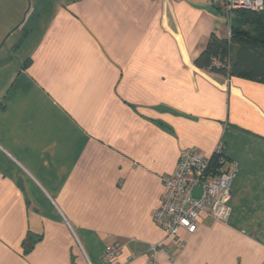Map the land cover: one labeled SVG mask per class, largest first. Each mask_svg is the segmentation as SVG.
<instances>
[{
	"label": "crops",
	"instance_id": "0c3cea01",
	"mask_svg": "<svg viewBox=\"0 0 264 264\" xmlns=\"http://www.w3.org/2000/svg\"><path fill=\"white\" fill-rule=\"evenodd\" d=\"M209 0H0V264H264V83L199 69ZM225 144L227 222L153 220L181 153Z\"/></svg>",
	"mask_w": 264,
	"mask_h": 264
},
{
	"label": "built area",
	"instance_id": "2783aa9c",
	"mask_svg": "<svg viewBox=\"0 0 264 264\" xmlns=\"http://www.w3.org/2000/svg\"><path fill=\"white\" fill-rule=\"evenodd\" d=\"M209 4L228 18L237 10H264V0H209ZM235 175V169L228 167L223 142L216 145L211 157H203L195 149L184 150L174 172L163 178L164 191L153 216L154 223L166 233L167 239H174L182 248L184 240L179 239L182 232L195 234L206 219L227 222ZM123 251L121 243H107L103 263L115 264ZM160 251H167L166 240L150 247L148 264H157Z\"/></svg>",
	"mask_w": 264,
	"mask_h": 264
},
{
	"label": "trees",
	"instance_id": "16d2710c",
	"mask_svg": "<svg viewBox=\"0 0 264 264\" xmlns=\"http://www.w3.org/2000/svg\"><path fill=\"white\" fill-rule=\"evenodd\" d=\"M233 14L230 38L221 39L213 33L195 65L226 78L241 77L264 83V10H237Z\"/></svg>",
	"mask_w": 264,
	"mask_h": 264
},
{
	"label": "water",
	"instance_id": "95a60500",
	"mask_svg": "<svg viewBox=\"0 0 264 264\" xmlns=\"http://www.w3.org/2000/svg\"><path fill=\"white\" fill-rule=\"evenodd\" d=\"M196 194H197V192H196Z\"/></svg>",
	"mask_w": 264,
	"mask_h": 264
}]
</instances>
